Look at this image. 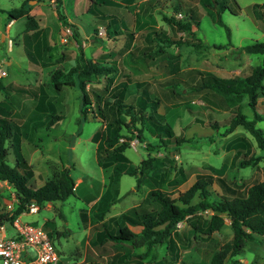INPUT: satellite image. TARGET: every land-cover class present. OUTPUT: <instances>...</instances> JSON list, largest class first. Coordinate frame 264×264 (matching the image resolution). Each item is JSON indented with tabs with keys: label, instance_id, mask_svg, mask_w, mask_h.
<instances>
[{
	"label": "rangeland",
	"instance_id": "374dc122",
	"mask_svg": "<svg viewBox=\"0 0 264 264\" xmlns=\"http://www.w3.org/2000/svg\"><path fill=\"white\" fill-rule=\"evenodd\" d=\"M22 1L0 0V68L5 71L0 76V101L9 110L12 130L19 137V152L34 172V185L55 178L61 166L67 168L72 179L80 177L79 181L82 180L64 199L50 201L48 206L44 203L33 213L19 214L20 220L39 225L47 233L58 256L56 264L81 263L76 261L79 254L85 251L83 241L87 217L92 221L101 215L113 218L135 204L142 209L157 207L152 199L147 198L146 192L150 188H161L170 196H175L198 175L209 174L211 182L207 187L210 197H221L234 191L241 193L248 184L261 178L263 158L243 167H232V161L236 148L247 154L259 155L264 150L241 125L225 132L233 115V106L225 105L221 96L212 89L197 86L209 73L230 79L237 73H247L250 66L261 62L263 52L237 51L236 47L264 39V25L261 24L263 30L260 29L247 8L250 2L264 0H223L233 11L228 7L221 9L212 0L213 6L207 0H180L177 2L183 7L180 16L184 17V9L190 7L201 14L200 22L198 28L193 27V37L176 27L172 34L175 38L181 35L194 41L198 39V45H165L161 51L155 50L157 35L161 29H166L161 14L172 15L170 4L175 0H145L139 4L138 0H110L91 7L88 0H61L60 12L64 16L58 14L54 0H27L29 13L41 25L35 35L30 30H24V15L13 16L12 9L19 7ZM217 7L222 21L229 28V36L225 28L214 20ZM107 13L106 19L104 15ZM175 14L173 16L179 17ZM9 17L14 19L5 26ZM65 17L78 22L79 32ZM110 18L116 24L111 22L109 29L116 27L122 33H106L105 26ZM98 23L100 27H92ZM64 25L70 26L71 35L62 41L59 37ZM131 27L136 32L135 44L127 54L121 55L132 36ZM141 43L148 46H141ZM46 45L48 48L44 49ZM79 49L85 57L105 61L114 69L111 72L112 83L119 80L126 82L125 102L137 105L141 99L146 104V115L150 114L157 121L156 127L165 122L173 134L183 139L178 144L167 143L165 151L150 150L156 161L139 175L142 179L138 186L135 172L139 160L146 156L144 143L133 137L121 151L126 160H112L102 165V161L106 160L102 158L99 165L92 134L102 131L103 145L111 147L114 143L113 131L102 127L103 121L93 112H88L85 118L81 117V92L75 76L73 85L63 84L59 91L48 82L57 64L62 65L65 71L74 63ZM143 49L149 51L150 58L142 59ZM102 52L105 55L102 56ZM5 59L9 63H5ZM173 63L177 65L176 69L170 68ZM104 83L105 76L100 75L96 81L85 84L90 99L95 98L91 93L94 89L100 95L104 94V91L101 92ZM143 87L146 90L144 93ZM245 102L244 96L239 110L248 118L254 117ZM149 103L153 108L149 107ZM95 106L94 100L90 109L95 110ZM254 107L259 115L254 123L264 133V96L260 93L255 97ZM55 114H60V118L50 121ZM148 121L151 123V120ZM142 133L149 141L157 142L155 133L152 137L148 131ZM5 145L7 152L4 159L13 164L14 147L9 141ZM223 165L220 174L211 169ZM132 169L135 172L130 174ZM234 179L240 184L232 183ZM16 202L10 183L0 180V214L11 213ZM105 226L114 228L109 219ZM176 227L190 237L187 246L179 249L178 260H170L169 264H207L212 251L232 235L229 219L225 215L221 227L213 230L208 237L192 235L183 220L178 221ZM131 228L139 230L137 226ZM253 236L246 240L237 258L246 264H264V235L254 233ZM118 241L123 243V252L126 245L129 253L132 250L141 253L146 248L144 245H133L128 240ZM166 252L163 243L151 247L139 259L143 264H167L169 256ZM174 253L172 249L171 256ZM97 260L99 264L105 263L101 257Z\"/></svg>",
	"mask_w": 264,
	"mask_h": 264
},
{
	"label": "trees",
	"instance_id": "16d2710c",
	"mask_svg": "<svg viewBox=\"0 0 264 264\" xmlns=\"http://www.w3.org/2000/svg\"><path fill=\"white\" fill-rule=\"evenodd\" d=\"M88 1L91 7L93 4L110 0ZM177 2L179 3L180 0H175V2L170 4L173 12L172 15L167 16L164 13L161 15L166 23V29H161L156 37V51L163 50L165 45H173V47H177L180 44L198 45V39L194 41L181 35L175 38L172 34L176 27L189 36L194 35L193 27L198 28L200 22L199 16H201L200 13L194 12V9H190V7L184 9L186 11L184 17H182L183 15L179 17L173 16L183 8ZM212 2L218 3L221 9L228 7L233 11L223 0L219 2L212 0ZM212 2L211 0H207V3L211 6H213ZM54 3L58 14L63 16L60 12L61 0H54ZM29 7L30 4L27 3V0H23L19 7L12 9L13 16L24 15V30H30L35 35L38 25L33 15L29 13ZM247 8L250 10L255 24L263 30L261 24L264 25V1L250 2L247 4ZM214 20L225 28L226 35L229 36V28L222 21L218 7L215 10ZM111 22L114 23V21H109L105 27L106 33L118 32L116 28L109 29ZM217 46L219 47L220 45ZM47 48L48 45L44 49ZM236 49L237 51L242 49L247 52L264 53V39L246 42L236 47ZM101 55L103 56L105 53L102 52ZM141 56L144 60L150 58V53L148 50L143 49ZM172 65L170 68L176 69L177 65L174 63ZM113 70L105 61H96L85 57L81 49H79L78 53L74 56V63L65 71H63L62 65L57 64L49 75L48 82L54 90L59 91L63 84L73 85V76H75L81 92V117L85 118L88 112H93L94 116L103 121L102 127L113 131L114 143L111 147L103 145L102 131H94L92 134L91 139L96 142L95 156L99 165H101L102 158L107 160L105 162L102 161V165L108 164L106 162L112 160H126L121 151L128 146V141L133 137L144 143L147 150L146 156L139 160L137 172H135V169L129 170L130 174L136 173V186H138L139 181L142 179L139 175L142 171L153 166V163L156 161V157L150 154V150L165 151L167 143L173 142L178 144L183 139L173 134L169 124L165 122L156 127L155 122L157 123V121L153 120L150 114L146 115L144 110L146 104H143L141 99L137 105L125 102L123 97L126 91V82L119 80L116 83H112L114 79L111 72ZM100 75L105 76V83L101 88V92L104 91V94L100 95V92L95 89L91 91L95 97L96 106L94 110L90 109L94 100L90 99V94L86 91L85 84L96 81ZM263 77L264 54L261 62L250 66L247 73H237L230 79H222L209 73L203 76L197 87L212 89V91L221 96L225 105L229 107L233 106V115L229 120L225 132L231 131L236 125H241L254 137L258 146L264 150V133L254 123L259 117L254 107L255 97L257 93L264 96ZM141 89L143 93L146 91L144 87ZM244 96L246 97L245 104L254 113V117L252 118H248L239 110ZM151 103H149V107L153 108ZM8 113L9 110L5 109L0 101V180H6L10 183L15 192L17 202L10 214L6 212L0 214V221H11L15 215L24 211L27 208V204L31 201L35 202L39 207L47 201L62 200L74 187V181L64 166L60 167L59 173L55 178L48 179L39 185L33 184L32 176L34 172L27 159L19 152V137L16 131L12 130ZM126 116H128V119H125ZM59 118L60 114H55L51 117L50 121ZM148 120H151V123ZM212 126L215 127V124ZM143 131H148L151 137L155 133L157 142L149 141L142 133ZM6 141H9L14 147L13 164H8L4 159L7 152ZM235 154L232 167L252 165L260 158H263L264 161V151L261 155L247 154L240 148H236ZM223 167L224 165L212 167L211 169L213 172L220 174L223 171ZM210 182L211 175H198L191 184L184 190L179 191L175 196H170L169 192L161 188H150L146 192L147 198L152 199L158 205L157 207L142 209L137 204L131 205L112 218V221L117 223L114 229L104 227L105 223H102L104 232L108 238L117 241L128 240L133 245H144L146 246V251L162 243H165V248L171 251L172 249L175 250L178 242L186 244V240L190 237L176 227L178 221H185L192 235L198 234L200 237H208L213 230L221 227L223 215H225L229 219L232 235L218 249L212 251L207 264H226L227 260L231 262L230 264H246L237 258L246 240L252 239L254 233L264 235V163L261 167V178L248 184L241 193H235L234 191L230 192L229 195L224 194L221 197H210V190L207 187ZM232 183H235V185L240 184L235 179L232 180ZM207 210H210V212L207 213ZM100 214H103V211ZM128 225H139L140 229L138 232H134ZM169 255L171 256V252ZM177 258L178 252L175 250V253L171 256V260H176Z\"/></svg>",
	"mask_w": 264,
	"mask_h": 264
},
{
	"label": "built area",
	"instance_id": "2783aa9c",
	"mask_svg": "<svg viewBox=\"0 0 264 264\" xmlns=\"http://www.w3.org/2000/svg\"><path fill=\"white\" fill-rule=\"evenodd\" d=\"M175 15L180 16V13ZM68 35H71V30L66 25L60 39L64 41ZM4 74L0 68V76ZM37 210L38 205L31 201L22 212ZM19 214L11 221H0V264H56L58 256L47 233L39 225L20 220Z\"/></svg>",
	"mask_w": 264,
	"mask_h": 264
},
{
	"label": "crops",
	"instance_id": "0c3cea01",
	"mask_svg": "<svg viewBox=\"0 0 264 264\" xmlns=\"http://www.w3.org/2000/svg\"><path fill=\"white\" fill-rule=\"evenodd\" d=\"M48 1L51 2L53 0H48ZM141 1H145V0H138V4ZM148 13L149 12L147 11L146 14H148ZM104 17L107 19L108 13L105 14ZM13 19H14L13 17L7 18V20L5 21L4 25L5 26L6 25L8 26ZM64 19L68 23L73 24L74 27L76 28L75 30L79 32V24H78V22L76 20H74L72 18H69V17H65ZM109 21H113V19L110 18L107 21V23ZM114 24H116V23H113V25ZM37 25H38V28H41V25L40 24H37ZM42 26H44V25H42ZM92 27H100V25L98 23L96 25H92ZM62 30H63V28L61 29L60 35L62 33ZM116 30L118 32H115V33H122L120 31V29H116ZM130 32L132 33V36H131V38L129 40V43L126 46V48L122 52H120L121 55L127 54L131 50L132 46L135 44L136 32H135V30H134L133 27H131V31ZM5 36H6V34H5ZM140 45L141 46H148L147 43H141ZM92 60H96V59H92ZM96 61H102V60H96ZM5 63H9V61L5 59ZM79 180H80V177H76V178L73 179V181H74V189L73 190H75L76 187L78 186V184H80L82 182V180L81 181H79ZM94 199L95 198H93V200ZM45 203L48 206L50 204V201H47ZM108 219H109L110 223H112V225H114V228H115V226H116L117 223L114 222V221H112V218L111 217H107V216L101 215L97 219L95 218L94 221H92L88 217L86 218V223H85V226H84L86 232H85V239L83 241V243L85 245V251L82 254H79V257L77 259L78 261H76V262H81L80 264H84V263H86V264H99L100 261H98L97 258L98 257H101L102 259L105 260V263L104 264H143L142 261H141V259H139V258H142L143 255L148 252V249H147V251H146V248H145V250L143 249V251L141 253H138L139 252L138 250H136V251L132 250L129 253V252H127V249L129 247H128V245H126V249L123 252L121 250V249H123V243L122 242H119L117 240L108 238L106 236V233L104 232V228H103V226L101 224L102 223H106V221ZM131 226H135V227L137 226L138 229H140V226L139 225H128V227L132 231H134V232H138L139 230L136 231L133 228H131ZM108 228L109 229H112L110 227H108ZM92 233H93V235H92ZM91 235H92V237H91ZM88 236H89V238H88ZM188 241L189 240H186V244L181 243V242H178L177 243V247L175 248V250L177 249L176 251L178 252V257H179V249L180 248L184 249L187 246ZM159 245H161V244H159ZM136 246H138V245H136ZM167 251H168V253L167 252L166 253L169 256L168 257L167 264H169V262L171 260V256L169 255V253L171 251L168 248H167ZM126 255H127V257L125 259V256ZM177 260H178V258L174 262H176ZM63 264H67V263H63Z\"/></svg>",
	"mask_w": 264,
	"mask_h": 264
}]
</instances>
